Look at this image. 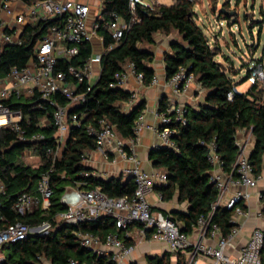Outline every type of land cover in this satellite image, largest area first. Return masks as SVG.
I'll return each instance as SVG.
<instances>
[{
	"label": "trees",
	"instance_id": "obj_1",
	"mask_svg": "<svg viewBox=\"0 0 264 264\" xmlns=\"http://www.w3.org/2000/svg\"><path fill=\"white\" fill-rule=\"evenodd\" d=\"M229 0L223 8L227 9ZM106 10H116L126 15L125 0H110ZM193 3L188 0H175L172 5H161L158 14L145 13L139 10L140 20L125 32L124 36L103 56L101 69L95 83L87 92L84 102L70 108V113H76L80 120L79 126L71 125L65 138V143L59 155L53 161L48 151L56 149L55 128L53 125H42L41 121L51 120L53 107L40 100L38 95L32 98H11L6 101L9 106L21 113L19 125L25 130V135L40 133L39 141L20 140L17 132L0 130V180L5 185V193L0 195V229L10 222L21 220L30 225L42 221L51 223V229L43 235L29 236L17 242L4 243L0 251V264H40L41 259L51 264H69V259H76L81 264H111L103 256H97L92 251L81 247L75 234L76 230L89 231L102 238L109 232L121 233L115 227L113 219L101 216L94 221H88L78 226L58 220L56 213L64 209L60 203V195L65 187L80 189L100 187L110 197L132 196L135 183L132 178L124 180L121 177L102 178L92 173V169L84 165L82 156L95 149L94 138L87 134L89 124H96L104 118L113 125L123 139L134 137L133 125L138 114L145 106L144 100H138L125 111L122 104L130 96V92L121 87H113L114 75L123 70L127 62L134 64L136 72L143 75L144 85H148L154 75L153 53L145 44L154 43V35L162 32L169 34L176 31L181 40H173L171 52L164 54L166 78L174 74L179 67H185L193 73L204 92V102L197 107L186 106L184 116L187 123L171 124L177 130L174 136L175 147H157L149 152L152 165L166 171L167 183L156 184L154 190L162 194L163 200L176 197L179 203L186 204V211L172 210L163 212L175 220L183 232H190L200 215L210 217V223H215L222 236H227L235 223L231 221L233 211L218 206L210 215L213 203L217 200L218 191L210 182L212 165L207 159L208 144L214 142L216 153L222 162V171L232 178L237 177L234 166L238 147L237 134L242 129L251 130L254 139L253 147L248 153L254 174L262 172V155L264 152V94L261 83L251 84L245 91L233 90L239 83L246 81L251 69L247 67L244 77L238 83L233 74L217 60L218 49L212 47L208 37L197 25L192 11ZM218 18L230 20L231 16L219 11ZM55 19L38 20L27 25L21 34V43L4 46L0 53V70L6 71L11 66L24 67L33 55V45L41 38L46 28ZM258 24V29H260ZM104 45L112 42L111 37L102 29ZM90 43L79 46V53L73 57L76 65L84 63L92 54ZM261 64V58L257 61ZM59 65H62L61 63ZM232 91L231 99L227 93ZM60 104L67 99L58 96ZM165 104L159 103L158 110H163ZM17 149L31 150L39 158L38 165H30L16 158L12 153ZM53 167L51 183L53 194L47 209H38L33 213L18 214L11 209V204L20 192L35 194L36 183L42 171ZM264 203V192L261 195ZM243 209L246 206L237 203ZM264 217V208L262 209ZM264 231V228H263ZM128 242V240H125ZM174 252L164 251L160 255L148 256L146 264H172ZM179 252H176V254ZM264 253V247L262 250ZM176 264H187L183 257L177 255Z\"/></svg>",
	"mask_w": 264,
	"mask_h": 264
},
{
	"label": "built area",
	"instance_id": "obj_2",
	"mask_svg": "<svg viewBox=\"0 0 264 264\" xmlns=\"http://www.w3.org/2000/svg\"><path fill=\"white\" fill-rule=\"evenodd\" d=\"M108 1L110 0H92L91 2L85 0H0V53L4 46L21 43V34L27 25L38 20L55 19L46 28L41 38L34 43L33 55L24 67L11 66L6 71L0 70V130L9 129L17 132L20 140H41L43 135L40 133L25 135V130L19 125L21 113L12 109L6 102L11 98H32L38 95L41 101L53 107L51 120L41 121L42 125L51 124L55 128L56 149L54 151L48 149L53 156V161L58 155L59 147L65 143L70 126L80 124L77 114L70 113V108L85 101L87 92L98 78L103 56L117 45L131 25L140 20L139 10L158 14L162 5L159 0H125L126 15H124L114 9L106 10L105 4ZM188 1L193 3L192 11L195 16L198 2L197 0ZM218 13L215 14L214 24L221 34L222 21L228 23L230 20L218 18ZM102 29L112 39L108 45H104V37L100 32ZM212 29H214L213 26ZM84 43L92 45V54L84 63L76 65L72 59L78 55L79 46ZM96 45L99 46V50H94ZM60 63L62 65H59ZM128 75H132L140 86L144 85L142 73L135 71L132 62H127L123 70L115 73L111 86L125 89ZM245 78L250 85L261 82L264 94L262 63L253 66ZM157 81V77L153 75L148 85H155ZM195 81L193 73L185 67H179L174 74L165 78V85L177 96L185 94ZM233 90H237L236 86ZM128 91L130 96L125 102L128 105L127 110L137 102L136 92ZM58 96L65 97L67 102L60 104L57 100ZM231 96L232 91H229L227 98L231 99ZM186 106L182 102H173L165 104L163 110L156 111L159 124L151 128L158 138V143L152 148H174L176 146L174 136L177 130L171 124L177 122L185 125L187 123L184 116ZM144 127L142 111L134 121V137L128 139L121 138L113 125L104 118L98 119L96 124L87 126V134L94 138V150H97L109 163L125 162L126 165L122 170L127 177L133 179L135 189L130 197L125 195L110 197L98 186L85 189L70 186L64 188L59 199L64 209L56 213L55 217L58 220L78 226L106 216L113 219L115 227L121 230L120 235L117 232H109L104 238L93 232L76 230L75 234L80 246L97 256L105 257L107 261H112L111 264H125L123 261L132 254L137 245L151 241L163 243L169 252L176 253L189 248L193 254L201 252L212 257L213 264H264V253H262L264 231L259 227L252 229L237 256L230 257L224 252L225 247L231 243L237 233L236 224L239 225L237 217L247 215L246 210L237 203L247 201L250 197L247 189L254 188L258 180L264 176V172L253 173L248 153L245 151L248 139L236 140L238 153L234 163L237 172L235 178L222 171V162L216 153L214 142L208 144L207 159L212 165L210 182L215 184L218 191L217 200L212 205L210 215L218 206L230 209L233 211L231 221L235 223V226L227 236H222L218 225L210 223V217L200 215L194 227L201 238L192 243L188 234L181 230L175 220L152 209L149 196L156 184L165 185L167 183V173L161 169L146 171L141 167V161L136 152V142ZM249 131L251 134V130ZM87 158L88 152L82 156V161L84 162ZM52 170L51 166L40 173L35 194L25 191L17 194L11 204L14 212L33 213L40 208L49 207L50 197L53 194ZM228 184L234 187H245V190L236 189L224 201L223 197ZM4 193L5 185L0 180V195ZM157 196L162 199L160 192ZM260 196L259 193L258 197ZM258 215L262 216V213L259 212ZM50 229L51 223L48 221L35 225L21 220L10 222L0 229V247L4 243L46 234ZM207 232L212 236L220 235L215 246L202 242V236ZM126 239L128 242L125 241ZM191 263L192 258L187 264ZM69 264L81 263L70 258Z\"/></svg>",
	"mask_w": 264,
	"mask_h": 264
},
{
	"label": "crops",
	"instance_id": "obj_3",
	"mask_svg": "<svg viewBox=\"0 0 264 264\" xmlns=\"http://www.w3.org/2000/svg\"><path fill=\"white\" fill-rule=\"evenodd\" d=\"M213 7V6H212ZM231 29V27H229ZM166 36V35H165ZM173 39L171 37H160L152 45L148 46V49L153 53V62L151 64L154 69V75L157 77L158 81L155 85H139L132 75L126 77L125 89L136 92L137 100H144L145 106L142 110L144 115L145 127L140 131L138 140L136 142V152L141 161V167L146 171H151L155 168L152 165V162L149 159V152L154 145H157L158 138L155 132L151 127H155L159 124V120L156 116V111L158 110L159 103L163 102L164 104H171L173 102H182L187 106L197 107L199 104L204 102V90L199 85L197 80L189 87L188 91L182 95H174L171 92V89L165 85V62L164 54L171 52V42ZM251 68V67H249ZM246 71V70H244ZM240 77L242 75H239ZM245 83V82H243ZM242 85V83H241ZM249 86L241 88L237 86L236 89L240 92L245 91ZM122 107L125 111L128 109L126 103L122 104ZM237 138L240 140H247L245 151L247 153L253 147L254 139L250 134V131L247 129H242L238 132ZM84 165L92 169V173L100 176L102 178L109 177H121L122 180L126 179L127 176L123 172V168L126 163L119 161L117 163H109L106 161L102 155L97 150H91L88 152V158L83 162ZM264 172V152L262 155V173ZM236 189L245 190V187L239 186L234 187L231 184H228L226 191L224 193L223 200L225 201L230 197ZM247 191L250 193V197L247 201H244L246 206L245 210L247 215L237 217V233L231 243L225 247L224 252L230 256L235 257L238 255L240 248L246 243L251 231L255 227L264 228V217L258 215L259 212H262L264 208V203L261 196L258 197V194L264 192V176L258 180L257 185L254 188H249ZM158 191L153 190L149 196L150 202L152 204V209L156 212H170L172 210H181L186 211V204L181 202L179 203L176 197L170 200L159 199ZM223 204V202L221 203ZM188 237L192 243L198 241L199 232L193 226L190 232H187ZM220 238L219 234L214 236L210 235L208 232L202 236V242L207 245L215 246ZM167 251L163 243L158 241H151L149 243L142 242L137 245L132 252V254L127 257L123 263L128 264H146V258L148 256L160 255L162 252ZM177 255H180L187 262L192 258L191 264H213L214 259L210 256L204 255L199 252L193 254L191 249L185 251H180L179 253H173L171 256L172 264H176Z\"/></svg>",
	"mask_w": 264,
	"mask_h": 264
},
{
	"label": "rangeland",
	"instance_id": "obj_4",
	"mask_svg": "<svg viewBox=\"0 0 264 264\" xmlns=\"http://www.w3.org/2000/svg\"><path fill=\"white\" fill-rule=\"evenodd\" d=\"M91 2L92 0H85ZM175 0H159L162 5H172ZM226 0H197L198 6L195 10V22L202 29L204 34L209 38L210 45L217 47V60L233 74L236 82H240L244 77L247 67H253L257 64L259 58L263 65L264 72V0H230L227 9L232 11L231 19L228 23L222 21V33L214 24L215 14L222 8ZM213 6V7H212ZM260 29H258V24ZM212 26L214 29H212ZM229 26L231 29L229 30ZM171 37L180 39L176 31L169 34L162 32L154 35V42L160 37ZM145 46H150L145 44ZM94 50H99V46H94ZM250 68V69H251ZM239 75H242L241 77ZM261 83V82H259ZM241 88L250 86L245 81ZM236 86V87H237ZM239 91V90H237ZM240 92V91H239ZM62 147H59L57 154L59 155ZM10 155L23 160L30 165H38L39 158L36 153L31 150H22L21 153L17 149H13ZM5 251H0V255ZM40 264H51L46 259H41Z\"/></svg>",
	"mask_w": 264,
	"mask_h": 264
},
{
	"label": "water",
	"instance_id": "obj_5",
	"mask_svg": "<svg viewBox=\"0 0 264 264\" xmlns=\"http://www.w3.org/2000/svg\"><path fill=\"white\" fill-rule=\"evenodd\" d=\"M220 11H222L225 15H227V16H231L232 14H233V12L232 11H228V10H226V9H224V8H222ZM127 178H131V177H127ZM213 184V183H212Z\"/></svg>",
	"mask_w": 264,
	"mask_h": 264
}]
</instances>
